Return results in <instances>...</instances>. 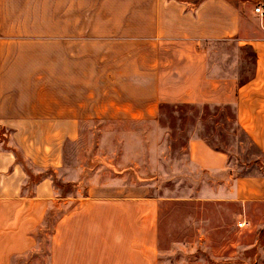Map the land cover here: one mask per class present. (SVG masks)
<instances>
[{
  "label": "rangeland",
  "instance_id": "1",
  "mask_svg": "<svg viewBox=\"0 0 264 264\" xmlns=\"http://www.w3.org/2000/svg\"><path fill=\"white\" fill-rule=\"evenodd\" d=\"M127 1L131 7L113 9L112 26L100 35L98 23L105 13L95 9V0H80L74 10L58 9L53 0H0V36H16L17 56L6 62L34 71L2 75V82L32 83L36 88L26 92L48 98L50 112H74L81 119L76 140L64 141L62 175L49 170L56 195L78 193L79 201L154 198L156 264H264V206H254L249 225L238 226L243 220L239 205L217 196L228 188V176L190 164L186 144L196 136L226 152L239 166L225 174L252 173L246 161L255 159L264 168V159L234 123L229 105L141 104L148 91L138 88L133 76L117 71L128 57L146 49L142 38L152 11L133 9L136 0ZM252 60L250 50L242 49L239 83L251 75ZM0 133L5 145L10 130L1 125ZM66 176L77 178L67 183ZM223 178L226 184L218 185ZM67 210L58 200L45 211L35 233L36 251L17 258V264H49L50 236Z\"/></svg>",
  "mask_w": 264,
  "mask_h": 264
},
{
  "label": "crops",
  "instance_id": "2",
  "mask_svg": "<svg viewBox=\"0 0 264 264\" xmlns=\"http://www.w3.org/2000/svg\"><path fill=\"white\" fill-rule=\"evenodd\" d=\"M53 1L58 9L80 8V0ZM95 1V9L103 10L102 16L105 13L98 23L100 35L112 26L113 9L131 7L127 0ZM132 4L133 9L152 11L142 38L146 49L128 57L117 72L133 76L136 86L148 91L141 104L229 105L234 123L257 157L264 159V0H136ZM256 5L262 6L261 14L253 11ZM15 43L16 36H0V132L3 125L11 134L5 145L0 135V264H17V258L36 251L35 233L45 211L58 200L68 210L50 236L49 264H156L154 198L85 197L79 201L78 193L56 195L49 170L62 175L64 141L76 140L81 119L74 112H50L48 98L30 97L26 92L36 88L32 83L2 82V75L34 72L7 64V58L17 56ZM244 48L252 53V71L239 83L236 67ZM186 154L190 164L228 176V188L217 196L237 203L243 226L249 225L253 207L264 206V174L255 159L246 161L254 172L225 174L239 165L196 136L188 139ZM76 178L63 180L74 183Z\"/></svg>",
  "mask_w": 264,
  "mask_h": 264
},
{
  "label": "built area",
  "instance_id": "3",
  "mask_svg": "<svg viewBox=\"0 0 264 264\" xmlns=\"http://www.w3.org/2000/svg\"><path fill=\"white\" fill-rule=\"evenodd\" d=\"M253 11L256 12V13L261 14V13L263 12V8H262V6H260V5H256V6L253 8ZM237 224H238V226H242V225L244 224V222H238Z\"/></svg>",
  "mask_w": 264,
  "mask_h": 264
},
{
  "label": "trees",
  "instance_id": "4",
  "mask_svg": "<svg viewBox=\"0 0 264 264\" xmlns=\"http://www.w3.org/2000/svg\"><path fill=\"white\" fill-rule=\"evenodd\" d=\"M223 106V105H222ZM210 146V145H209ZM214 149V148H213ZM217 150V149H216ZM262 169H264L262 166H261V172H263V174H264V171H262ZM32 179H34V178H32ZM42 227H39V229L38 230H40Z\"/></svg>",
  "mask_w": 264,
  "mask_h": 264
}]
</instances>
